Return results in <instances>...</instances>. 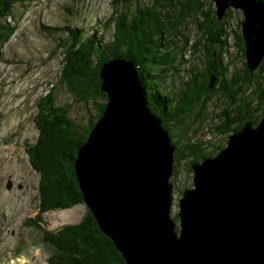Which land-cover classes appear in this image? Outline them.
Segmentation results:
<instances>
[{
	"label": "trees",
	"instance_id": "obj_1",
	"mask_svg": "<svg viewBox=\"0 0 264 264\" xmlns=\"http://www.w3.org/2000/svg\"><path fill=\"white\" fill-rule=\"evenodd\" d=\"M24 0H0V46L14 30L6 19L14 18V6ZM123 10L114 12L112 38L104 34H83V28L69 26L58 40L62 48L61 67L57 83L63 85L76 102L90 104L94 114L86 124H78L70 116L71 102L55 103L56 85L36 102L33 118L37 136L24 146L30 167L37 172V213L31 218L41 229V240L50 248L48 264H125L112 240L99 228L95 218L86 210L77 223H66L55 230H45L38 221L48 210L63 209L82 203L74 162L79 147L86 141L95 121L102 114L107 95L100 89L99 69L116 57L134 62L148 107L160 115L169 132L173 151L171 184L177 175V164L187 158L186 170L191 174V163L222 149L230 132L246 121L255 126L264 114L263 64L252 73L246 67L245 43L241 34V20L231 27L232 8L217 19L212 0H150L130 10V1L123 0ZM264 3V0H261ZM242 12V11H241ZM243 16V14H242ZM110 19V20H111ZM190 20V21H189ZM193 23L197 36L189 38L188 23ZM232 38L235 58L226 63L228 38ZM188 53L201 66L184 68L187 76L173 90L167 89L166 77L180 73ZM241 60L238 71L230 74L231 64ZM172 70V71H170ZM211 75L214 83L208 87ZM252 88L249 96L245 90ZM245 95V96H244ZM226 104L218 114L220 123L212 125L213 134L223 136L222 143L210 145L202 139L185 140L181 130L187 118L202 124V111L213 97ZM254 100L256 106L251 107ZM261 110L257 114V110ZM230 110L227 113V110ZM211 147L207 152L206 149ZM190 185V183H189ZM187 187H182V191ZM177 222L176 214L172 216Z\"/></svg>",
	"mask_w": 264,
	"mask_h": 264
},
{
	"label": "water",
	"instance_id": "obj_2",
	"mask_svg": "<svg viewBox=\"0 0 264 264\" xmlns=\"http://www.w3.org/2000/svg\"><path fill=\"white\" fill-rule=\"evenodd\" d=\"M212 1L218 20L228 8L242 11L252 73L264 58V3ZM99 76L107 101L74 169L86 210L125 264H264V114L255 126L246 121L230 132L215 155L191 163L192 186L177 201L176 222L174 147L147 105L134 62L112 58Z\"/></svg>",
	"mask_w": 264,
	"mask_h": 264
},
{
	"label": "rangeland",
	"instance_id": "obj_3",
	"mask_svg": "<svg viewBox=\"0 0 264 264\" xmlns=\"http://www.w3.org/2000/svg\"><path fill=\"white\" fill-rule=\"evenodd\" d=\"M128 1L129 12L132 13L137 5L143 6L150 0ZM122 3L123 0H24L14 6V18L6 19L14 25V30L0 46V264H48L47 257L51 250L42 242V231L31 219L38 209V175L30 167L24 150L25 145L34 142L38 132L33 121L35 102L55 84V103L71 102L70 116L76 123L86 124V120L94 114L91 105L76 102L65 87L57 83L63 48L59 47L58 40L65 36L68 26L83 28V34L92 36L102 32L104 38L110 40L114 31L111 17L115 11L125 8ZM232 10L230 24L234 28L243 16L240 9ZM187 27L193 42L197 36L196 28L190 22ZM232 40L228 38L227 48L231 55L226 53L223 57L226 63L235 58ZM183 57L185 63L180 73L166 77L165 85L169 90L179 86V76L185 79L187 74L184 68L194 63L201 66L188 53ZM261 64L264 68V58ZM240 66L241 60L232 62L230 74L238 71ZM252 88L245 90V95L249 96ZM224 99L213 96L209 100L202 111L200 126L187 118L184 127L181 130L174 127L173 132L184 134L185 140L190 142L202 139L210 145L222 143L223 136L213 134L210 127L220 123L218 114L226 106ZM255 106L256 102L252 100L250 108ZM260 112L259 108L257 114ZM186 163L187 158L183 157L177 164L171 192V216L178 210L177 201L181 196L178 190L192 186V172L189 176ZM7 182H10L9 188L6 187ZM75 206H78V216L63 221L60 213ZM85 211L84 202L68 208L48 210L42 213L38 223L45 230L52 231L66 223H77Z\"/></svg>",
	"mask_w": 264,
	"mask_h": 264
},
{
	"label": "bare ground",
	"instance_id": "obj_4",
	"mask_svg": "<svg viewBox=\"0 0 264 264\" xmlns=\"http://www.w3.org/2000/svg\"><path fill=\"white\" fill-rule=\"evenodd\" d=\"M264 196V194L262 195ZM78 208V206H75L73 208H69V209H65L63 210L60 215L61 218L63 219V221H70L75 219L76 215L78 216L76 209Z\"/></svg>",
	"mask_w": 264,
	"mask_h": 264
},
{
	"label": "flooded vegetation",
	"instance_id": "obj_5",
	"mask_svg": "<svg viewBox=\"0 0 264 264\" xmlns=\"http://www.w3.org/2000/svg\"><path fill=\"white\" fill-rule=\"evenodd\" d=\"M229 111H230V110L228 109V110H227V113H228Z\"/></svg>",
	"mask_w": 264,
	"mask_h": 264
}]
</instances>
